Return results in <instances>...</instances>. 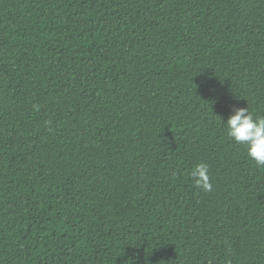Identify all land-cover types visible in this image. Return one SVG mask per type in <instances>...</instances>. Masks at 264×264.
<instances>
[{"label":"trees","instance_id":"16d2710c","mask_svg":"<svg viewBox=\"0 0 264 264\" xmlns=\"http://www.w3.org/2000/svg\"><path fill=\"white\" fill-rule=\"evenodd\" d=\"M240 107L264 0H0V264H264Z\"/></svg>","mask_w":264,"mask_h":264},{"label":"clouds","instance_id":"9594fccd","mask_svg":"<svg viewBox=\"0 0 264 264\" xmlns=\"http://www.w3.org/2000/svg\"><path fill=\"white\" fill-rule=\"evenodd\" d=\"M221 120V119H220ZM226 134L237 145H242L247 156L257 166H264V116H254L247 107L234 108L225 121ZM194 186L205 192L212 190L209 166L200 162L190 173ZM129 264H134L129 260Z\"/></svg>","mask_w":264,"mask_h":264}]
</instances>
